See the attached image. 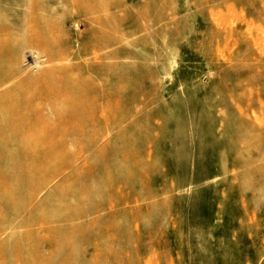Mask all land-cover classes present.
I'll list each match as a JSON object with an SVG mask.
<instances>
[{"label": "rangeland", "instance_id": "374dc122", "mask_svg": "<svg viewBox=\"0 0 264 264\" xmlns=\"http://www.w3.org/2000/svg\"><path fill=\"white\" fill-rule=\"evenodd\" d=\"M45 51L105 115L0 135V264H264V0H0L15 80Z\"/></svg>", "mask_w": 264, "mask_h": 264}, {"label": "bare ground", "instance_id": "6f19581e", "mask_svg": "<svg viewBox=\"0 0 264 264\" xmlns=\"http://www.w3.org/2000/svg\"><path fill=\"white\" fill-rule=\"evenodd\" d=\"M26 54L30 55L28 54V52ZM41 55V57L37 56L35 59H31L32 66H29L31 68L28 70L30 71V73L40 71L43 67L41 66V63H51L52 61H57L59 64L50 66V68L47 69L49 71V74L37 80V83L34 85V87L31 88L25 86L24 83L21 82V80H15V67H12L9 63H5L2 61V63H0V92L7 91L8 89H12L13 87L16 88L20 93H28L27 99H30V95L34 91L37 96H41L43 99L50 98V96H53V94L61 96L67 95L74 98L72 102L70 101V99L69 101H66V106L71 105L72 110L65 111L64 113L60 114L59 120L57 122L55 120L47 121L45 119L47 113L43 106H40L38 103L27 104V102L23 101V99L21 100L20 98H13L14 103L18 107V119L16 117L12 119V117L8 115L2 116L4 125L3 129L6 132H3L2 127H0V135L3 138L21 139L30 133H39L41 130L39 129V127L42 126L49 128L50 133L53 134L55 131H63L64 129L66 130V126H68L71 119L76 120L80 115L84 117H90V119L93 120H98L103 117V115H105V111L103 112L101 107V97L104 94V91H102V87H100V85L99 87L95 88V85L91 83L89 86L84 87L81 93H79L77 87H73L72 85L69 86L68 84L74 68L60 64V62L62 61V57L60 56V54H58L57 51L52 53H47L45 51L42 52ZM93 71L96 73L99 72L98 69H94ZM56 72H61L63 74L64 82L56 79ZM94 94H96V98H93ZM78 95L81 98L80 100H78ZM111 96L113 99H115V96L113 94ZM93 99L94 101H92ZM78 103H81L83 105L82 113L78 112ZM1 104L2 106L5 105V101L3 99H0V106ZM28 105H30L29 110H27ZM11 126L17 127L18 130L14 129V131H12V129H10Z\"/></svg>", "mask_w": 264, "mask_h": 264}]
</instances>
